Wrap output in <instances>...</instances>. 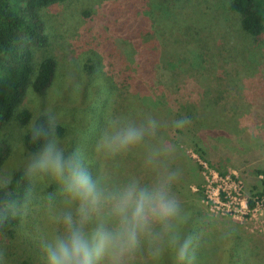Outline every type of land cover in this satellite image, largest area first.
<instances>
[{"label": "rangeland", "instance_id": "374dc122", "mask_svg": "<svg viewBox=\"0 0 264 264\" xmlns=\"http://www.w3.org/2000/svg\"><path fill=\"white\" fill-rule=\"evenodd\" d=\"M230 2L66 0L44 11L50 53L59 69L45 95L27 91L17 113L29 111L30 123L22 126L14 119L3 130L13 151L0 167V184L24 172L33 177L35 188L16 238H0L3 264H48L46 246L63 234V215L71 212L76 217L78 204L65 186L29 170L36 157L27 155L22 138L44 113L68 128L56 140L66 154L78 151L90 172L85 160L98 161L95 181L100 188L114 191L131 181L149 188L164 184L179 205L182 238L197 241L191 242L188 258L180 261L161 238V225L154 223L124 264H223L217 261L219 250L205 253L209 242L204 237L211 230L236 234L264 260V198L254 210L247 207L250 190L258 184L256 171L264 170V39L256 41L243 32ZM87 59H100L105 77L90 85L84 103L79 90L88 82L83 67ZM138 66L148 72L137 76ZM138 78L148 86L150 97H163L167 111H151L143 103L134 106L131 87ZM108 82L111 92L105 87ZM206 112L222 127L200 133L199 118ZM136 118L149 129L144 138L152 135L150 128L166 134L159 139L156 157L150 149H141L142 141L140 148L116 155L99 147L113 124L133 125ZM196 144L205 159L196 153ZM198 183L203 184L199 194L194 185ZM187 220L200 224L196 228ZM115 225L111 218L108 226ZM156 246L164 250L153 258ZM195 248L200 251L193 253ZM101 264H109L108 258Z\"/></svg>", "mask_w": 264, "mask_h": 264}, {"label": "trees", "instance_id": "16d2710c", "mask_svg": "<svg viewBox=\"0 0 264 264\" xmlns=\"http://www.w3.org/2000/svg\"><path fill=\"white\" fill-rule=\"evenodd\" d=\"M65 1L0 0V167L13 151L11 142L3 137V130L14 119H18L22 126L28 125L31 121L29 111L25 110L19 114L17 113L27 91L32 89L36 94L43 96L50 90L55 80L59 63L55 55L50 53L52 41L48 33L49 24L44 11ZM230 10L239 20V24L246 35L256 41L264 39V0H231ZM100 66V59L96 61L87 59V62L83 65L84 73L88 76L87 84L79 90L83 102L88 99L90 85L105 77ZM136 72L138 73L137 76H140L142 72L147 73L148 69L145 67L139 69L138 66ZM109 83L111 82L106 84L109 85ZM105 87L109 92L113 91L111 85ZM131 89L132 100L136 108H139V103H143L145 105L149 104L151 111L159 113L163 109L167 111V107L162 105L164 103L163 97H150L149 88L141 79L138 78L137 81L133 82ZM95 107L98 108V112L100 105L98 104ZM90 108L92 110L90 112L95 114V110L91 106ZM214 117L212 114L207 115V112L201 115L202 120L199 118L200 133L210 131L216 126L222 127L221 123H214ZM152 122L155 123V119ZM205 122L208 125L207 127L204 126ZM154 123H151L152 127ZM133 126L143 128L145 133L149 131L139 118L134 120ZM150 129L152 135L142 140L145 145L141 147V143H139L135 147L150 149L156 157L160 153L158 148L159 139L166 134L155 131L154 128ZM67 132L68 128L62 124L57 125L51 115L41 114L35 118L32 127L23 135L25 152L30 157H37L45 144L64 137ZM214 133L219 134V132ZM196 146L198 148L196 153L202 159H205L202 148H199L200 145L196 144ZM73 151L78 152L74 149ZM92 153L90 151L89 155L94 156ZM132 154L131 152L128 153V155ZM82 156L80 157L82 158ZM85 162L92 169L93 179H98V174H100L97 169L100 166L98 161L92 163L89 161L88 163L85 160ZM196 165L199 169L203 168L201 165ZM37 173L44 180L48 178L45 174L39 172H36V176H38ZM256 179L258 184L252 186L250 198L247 200L250 210H254L256 204L264 198V170L259 169L256 171ZM202 183L204 184V180ZM203 184H194L199 191L198 194ZM34 190L33 177L24 172H16L9 183L0 184V238L4 236L10 240L16 238L24 220L23 209L29 204ZM200 197L202 198L203 195L200 194ZM187 221L190 224L193 223L192 225L196 228L200 224L198 220L195 222L194 220ZM187 227L188 223H185L183 229ZM188 237L192 238V236ZM204 240L209 242V251L205 253L211 252L212 249L215 252L217 250L221 252V256L217 255V258L220 256L218 262L222 260L223 264H264V260L254 255L255 252H251L242 238L236 236V234L211 230L204 237ZM1 242L0 240V264H3L4 249ZM194 242L197 241L192 240V243ZM199 251L198 248H195L193 253Z\"/></svg>", "mask_w": 264, "mask_h": 264}, {"label": "clouds", "instance_id": "9594fccd", "mask_svg": "<svg viewBox=\"0 0 264 264\" xmlns=\"http://www.w3.org/2000/svg\"><path fill=\"white\" fill-rule=\"evenodd\" d=\"M144 135L143 128L113 124L101 137L99 147L116 155L141 143ZM29 170L62 183L78 204L76 217L65 213L63 234L46 246L48 264H101L105 257L109 264H124L125 257L139 248L141 236L150 234L154 223L161 225V238L166 239L177 259L188 258L192 238H182L180 208L164 184L149 188L131 181L118 190L102 189L79 153L66 154L55 140L42 147ZM111 218L116 220L114 227L108 226ZM92 224L94 227L89 228ZM163 250L162 246L154 247L153 258Z\"/></svg>", "mask_w": 264, "mask_h": 264}, {"label": "built area", "instance_id": "2783aa9c", "mask_svg": "<svg viewBox=\"0 0 264 264\" xmlns=\"http://www.w3.org/2000/svg\"><path fill=\"white\" fill-rule=\"evenodd\" d=\"M216 197H217L218 203H221V202L219 201L218 194H216ZM247 207H248V203H247Z\"/></svg>", "mask_w": 264, "mask_h": 264}]
</instances>
